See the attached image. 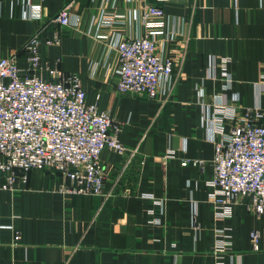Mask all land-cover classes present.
<instances>
[{
  "label": "crops",
  "instance_id": "1",
  "mask_svg": "<svg viewBox=\"0 0 264 264\" xmlns=\"http://www.w3.org/2000/svg\"><path fill=\"white\" fill-rule=\"evenodd\" d=\"M26 2L0 0V57L16 53L25 66L27 38L36 30L42 40L57 32L59 43L42 48L43 65L79 77L86 103H96L121 124L119 139L127 150L101 154V193H70L63 190L62 175L42 170L29 171L12 191L0 189V264H217L212 249L219 228L230 229L239 258L233 264H264V213L246 211L237 199L231 217L213 216L206 181L214 148L204 123L207 104L211 108L221 92V81L208 77L209 55L217 63L226 58L233 81L223 96L237 115L264 108V0H43L45 18L39 22L23 17ZM67 3L79 15L77 28L49 22ZM154 3L169 27L175 22L173 40L163 47L174 60L172 89L157 98L119 92L118 54L95 38L90 22L101 11L119 14L114 29L127 37L145 35L139 15ZM234 122L225 124L226 131ZM253 229L260 231L256 250L249 237ZM222 256L229 264V255Z\"/></svg>",
  "mask_w": 264,
  "mask_h": 264
},
{
  "label": "built area",
  "instance_id": "2",
  "mask_svg": "<svg viewBox=\"0 0 264 264\" xmlns=\"http://www.w3.org/2000/svg\"><path fill=\"white\" fill-rule=\"evenodd\" d=\"M43 0H27L23 17L42 21ZM76 0H70L72 3ZM115 0H103L109 3ZM168 1V0H161ZM61 7L49 22L62 27L77 28L79 15L70 11V4ZM122 15L101 11L90 22L93 35L114 49L118 63L116 89L122 93L157 98L172 89L170 79L174 60L164 54L165 43L173 40L175 22L169 27L164 10L157 4L147 5L139 18L145 35L125 36L114 29L116 18ZM174 20V19H173ZM91 31V30H89ZM59 34L42 40L39 30L31 34L22 46L25 66L18 64L16 53L0 57V189L14 190L18 181H25L31 170L60 174L67 184L63 190L74 194L101 193L106 171L101 162L105 150L124 153L127 147L120 141L121 124L96 103H86L79 77L65 73L59 67L42 63V48L58 44ZM56 59L55 63H59ZM208 77L221 81V92L205 108L204 123L213 143L212 175L206 181L210 188L207 201L216 220L231 217L233 203L244 202L246 211L264 213V108L256 105L237 115V107L226 104L223 94L233 81L226 58L218 63L208 57ZM46 73V77L43 75ZM203 91L196 96L201 99ZM98 98V97H96ZM233 93L230 100L235 103ZM228 131L225 124L234 121ZM131 155L137 146L129 150ZM167 157H172L169 150ZM189 163L183 159L180 164ZM201 163V161H193ZM163 204V200L158 201ZM194 203H190L192 227L196 229ZM153 222H159L154 219ZM212 252L217 264L239 262L232 251L229 228L214 230ZM253 248L258 249L260 231L249 233ZM19 239L15 234L14 242Z\"/></svg>",
  "mask_w": 264,
  "mask_h": 264
}]
</instances>
